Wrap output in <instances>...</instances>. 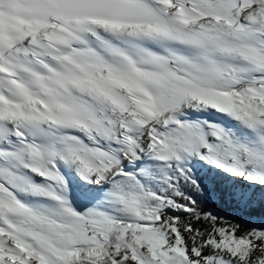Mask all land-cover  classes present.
Listing matches in <instances>:
<instances>
[{
    "label": "snow or ice",
    "instance_id": "6c2138e0",
    "mask_svg": "<svg viewBox=\"0 0 264 264\" xmlns=\"http://www.w3.org/2000/svg\"><path fill=\"white\" fill-rule=\"evenodd\" d=\"M0 264H264V0H0Z\"/></svg>",
    "mask_w": 264,
    "mask_h": 264
},
{
    "label": "trees",
    "instance_id": "16d2710c",
    "mask_svg": "<svg viewBox=\"0 0 264 264\" xmlns=\"http://www.w3.org/2000/svg\"><path fill=\"white\" fill-rule=\"evenodd\" d=\"M80 203V201L79 200H77V204H79ZM223 211H227L226 209H222Z\"/></svg>",
    "mask_w": 264,
    "mask_h": 264
},
{
    "label": "rangeland",
    "instance_id": "374dc122",
    "mask_svg": "<svg viewBox=\"0 0 264 264\" xmlns=\"http://www.w3.org/2000/svg\"><path fill=\"white\" fill-rule=\"evenodd\" d=\"M73 183L75 184V180H73Z\"/></svg>",
    "mask_w": 264,
    "mask_h": 264
}]
</instances>
